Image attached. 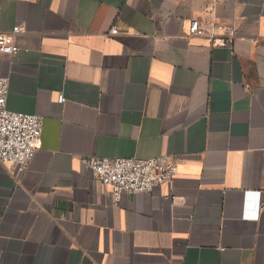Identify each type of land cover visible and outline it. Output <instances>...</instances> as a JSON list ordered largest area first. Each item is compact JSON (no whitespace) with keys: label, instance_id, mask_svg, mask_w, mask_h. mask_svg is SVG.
I'll use <instances>...</instances> for the list:
<instances>
[{"label":"crops","instance_id":"0c3cea01","mask_svg":"<svg viewBox=\"0 0 264 264\" xmlns=\"http://www.w3.org/2000/svg\"><path fill=\"white\" fill-rule=\"evenodd\" d=\"M17 24L7 107L45 122L0 162V264H264V0H0ZM162 155L173 181L118 203L82 163Z\"/></svg>","mask_w":264,"mask_h":264},{"label":"built area","instance_id":"2783aa9c","mask_svg":"<svg viewBox=\"0 0 264 264\" xmlns=\"http://www.w3.org/2000/svg\"><path fill=\"white\" fill-rule=\"evenodd\" d=\"M221 36L209 32L197 20L191 21L188 35L209 41L217 47H229L238 36L237 30L230 25H217ZM26 28L17 24L10 32L0 31V55L15 57L21 51L18 37ZM120 33L117 27L111 35ZM10 79L0 78V162L11 168L27 169L36 155L38 143L44 131V117L32 114L12 112L7 107ZM65 99L60 96L59 103ZM83 165L90 169L94 179L99 181L110 193L115 202L124 195L150 193L155 188L170 183L179 173V166L171 155H162L151 159L132 158H85ZM247 194L244 218L258 219L250 213Z\"/></svg>","mask_w":264,"mask_h":264}]
</instances>
